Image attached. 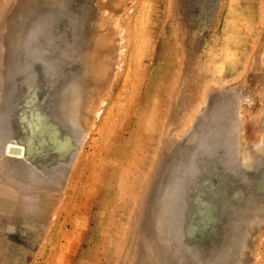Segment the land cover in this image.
<instances>
[{
    "label": "rangeland",
    "instance_id": "374dc122",
    "mask_svg": "<svg viewBox=\"0 0 264 264\" xmlns=\"http://www.w3.org/2000/svg\"><path fill=\"white\" fill-rule=\"evenodd\" d=\"M0 264H264V0H0Z\"/></svg>",
    "mask_w": 264,
    "mask_h": 264
},
{
    "label": "bare ground",
    "instance_id": "6f19581e",
    "mask_svg": "<svg viewBox=\"0 0 264 264\" xmlns=\"http://www.w3.org/2000/svg\"><path fill=\"white\" fill-rule=\"evenodd\" d=\"M13 145H14V144H11L10 146H13ZM10 146H9V147H10ZM16 146H19V147H21V148H22V146H20V145H16Z\"/></svg>",
    "mask_w": 264,
    "mask_h": 264
}]
</instances>
